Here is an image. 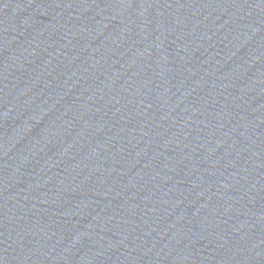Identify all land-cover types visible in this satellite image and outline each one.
Wrapping results in <instances>:
<instances>
[{"label":"water","instance_id":"obj_1","mask_svg":"<svg viewBox=\"0 0 264 264\" xmlns=\"http://www.w3.org/2000/svg\"><path fill=\"white\" fill-rule=\"evenodd\" d=\"M0 264H264V0H0Z\"/></svg>","mask_w":264,"mask_h":264}]
</instances>
